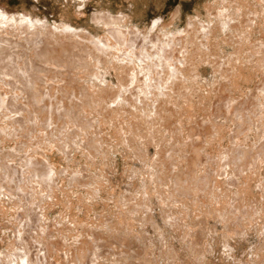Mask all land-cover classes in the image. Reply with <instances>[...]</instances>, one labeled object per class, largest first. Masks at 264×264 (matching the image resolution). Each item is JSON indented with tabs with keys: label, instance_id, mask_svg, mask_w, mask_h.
Wrapping results in <instances>:
<instances>
[{
	"label": "rangeland",
	"instance_id": "obj_1",
	"mask_svg": "<svg viewBox=\"0 0 264 264\" xmlns=\"http://www.w3.org/2000/svg\"><path fill=\"white\" fill-rule=\"evenodd\" d=\"M224 1L226 0H87V1H84L85 3L84 4L83 0H0V5H4L6 10L10 13V15H15L17 13L20 15L24 13H30L32 16L37 17L40 20H47L50 24H56V23L58 24V23H61V21H65V22L67 21V23H69L71 26L76 27V28L85 29L95 36H101L105 31L103 23L98 24L93 20V15L101 11L111 12L114 15L122 14L126 16L127 21L130 24L129 26L134 27L135 29L140 30V31H145L144 29H146L145 32L150 33L152 31L153 35H157V34L159 35L157 31L161 29V31L159 32H162L163 31L162 29H165L167 31L172 32L173 35H176L178 33L183 34L182 31L186 32L184 30H187L188 32V29L191 30L193 27H194L193 28L194 31L197 30L195 28H200L198 27L200 26L199 23L201 24L203 23L205 25H211V28L214 29L216 27V22H215L217 18L216 15L222 12L221 8H223V10L224 8L225 9L227 8L228 11H231L230 10L231 8H228V6H231V4H233L232 3L233 0L232 1L227 0V2H224ZM240 1L242 2V4L245 3V0H240ZM253 1H256V3ZM253 1L252 0L246 1V4L249 5L248 6L249 10L247 9L243 10L245 12L242 11L243 13L241 15L238 14L231 21V23L234 26H236L237 29L230 30V29L225 28L222 30L224 34H222L221 30L216 34L214 33L213 39L215 40V38L217 37L219 38V40L217 39V41H219V44H218L219 51H216V47L214 49L215 41L212 40L213 48H211L212 47L211 42L209 43V45L206 44L208 40L206 41L203 39H199L198 37L195 39L196 41L193 42V46L197 44L196 46L201 47L200 49L202 50V53L204 51V54L201 53L198 56L196 55L197 57L194 56V58H196L194 62L195 65L194 64L188 65L190 69H194L195 71V72L193 71V74H192L193 76L195 74L194 76L195 81H194V78L193 80L191 78L189 79L186 78L184 80L185 81L184 83L187 84V86H192L190 87L189 91L187 90L185 91L183 89L184 90L183 92L181 90L182 86L177 84V86L178 85L180 86V88L178 86L180 90L176 88V90L171 93L173 96L171 95L172 97H170L169 99L172 102L169 101L170 106H168V109L172 108L170 111L171 112L173 111V113H171L170 116L166 115V118L169 120L167 119L165 120L166 124H169V125H166V124L162 125V122L163 123L165 122V121H160L163 116L157 117L158 119L160 118V120H156V121H155V119H157L156 117L154 119L151 118L153 116L150 117L154 121H152L151 119L149 121V118H148L145 124L147 122H150V123H147V124H150V127H152V125L154 124L156 125L153 126V128L151 129L153 133H151L152 131L149 133L150 137L147 139V142H146L145 139L147 137L145 136V138H142L144 137L142 136V134L145 131V129L144 131L142 129L144 125L140 126L141 125L139 121L140 116L137 113L138 111L137 112L135 111L136 113L134 114L136 115L138 114L139 116V117L137 116L136 120L137 119L139 120L134 121V122L135 123L138 122L139 124L137 123V125H139L140 128L142 127L140 129L141 131L139 134L142 137L140 138V136L138 135L139 138H137L138 136H136L133 141L135 142L134 147L131 148L127 144L128 143L127 141H130V140L125 138L127 140L126 141V140H120L119 138L117 139V137L115 136L112 137V135H114L113 132L116 131L120 127L121 124L125 126L126 122L124 123V121L122 122V120L127 119L126 117L128 116L122 118V120L119 121L121 124L111 123L115 125V127H113V125L108 126V124H110L109 117H108L109 115L108 116L106 115L108 117V120H103V121H104V125H107L108 127L106 128L104 126L106 128V129L104 128L106 131L103 129L104 132L102 133L100 132L102 131L100 130V128L96 129L97 133L99 132L98 135L97 134L96 135L100 139V138H103L100 135L104 136L103 135L104 133L105 134L104 137H106V139H109L108 141L111 142L110 143L111 145L108 144L109 142L106 140L104 142H107L106 144H108L109 147L111 146V150L108 151L110 148L106 145L107 148L105 149L104 147V152L101 151V152H97L99 153L98 155L95 154L97 158L94 155L93 157V156H90V154L88 155L83 154L82 152L75 150L76 149L75 147H74L75 148L74 150L69 149L70 151H72V152H69L70 155L69 154L64 155L63 153L67 152V150L64 148L65 140H63L64 138L61 136L62 135L61 134L60 138L62 139H59V137L57 138V141L61 140V141H58L60 143L59 146H62L63 144V147L60 148V151L55 150L57 148H54L52 146V148L54 149L52 150L53 153L48 152L47 150L46 152L49 153L50 158L52 160V164L57 163L56 165L58 166L57 173H59V171L61 173L63 170L65 171V169H68V168H70V170L68 169L65 172L63 171L61 173L62 175L59 173L60 175L59 176L57 175V177H59V179H57L58 181L56 180L54 182L53 179H52L53 181L48 180L51 183H56V185H53V186H48V185H51V183L48 184L47 181L45 182L47 183V186L45 185L44 181L41 183L43 187L41 186L39 182L37 183L40 185V187L39 185H36L37 183L34 184L35 182L34 183L30 182L31 183L30 185L24 184V186L23 184L20 183L21 184L20 185L18 183L20 186L19 185L17 186V187H21L22 189L21 188L20 189L24 191L22 192L23 194H25L24 195L25 197L23 198H25V201H27L26 203L28 204L27 205L24 202H22L23 205L22 204L21 205L27 206V207L29 206L28 209L30 208V206L33 207L35 205L33 208H30L29 210L32 213V217H35V218L40 217V220H42L41 222H38L37 219H35L36 222H34L32 217L30 218L31 213L25 212V211H28V209H24L22 206H18L17 204H15V202L18 201L19 199L18 196L17 197L15 196L16 201L13 200L9 202L10 201L9 198L2 195V198L0 200V203H1V206H0V209H1L0 211V264H7V263L8 264H21L18 260L20 258V255L23 254V253L21 254L20 252L23 251L22 247H24L25 245H24V242H22L21 239L18 238V236L25 234V231L21 227H19L20 225H25L24 220H25V223L26 222L28 223V225L26 223L25 226L28 227L29 225H31V227L30 226L28 228L26 227L27 232L25 236H28L29 241L30 239L35 240L37 238L38 242L37 240L36 242L33 241L35 242V244H37V243H40L42 240L43 243L41 242L40 244H37V245H40L41 247L44 246L43 248L44 251L46 247L45 243H47L46 240H51V241L57 240L56 243L58 242L60 244L59 247L61 249L58 248L60 249L59 251L58 249H56L55 254L54 252H52L53 255H50L47 252V250L44 252L38 246V248L41 250L40 252L41 253L44 252L43 254H40V253L38 254L39 249L36 248L37 246L34 243L33 244L36 247L31 243L32 240L30 241V244H32L34 247V248H31V250L33 249L34 251V249H38V252L35 250L36 251V253L34 252L35 254L43 256L42 259H47V256H45V253L46 255L48 253L52 257L51 258L50 256H48V258H51L50 259L51 262L50 263L46 262V263H49V264L51 263L55 264L56 262L58 263V261L60 262L61 259H63L64 261V262L63 261L61 262L66 264L65 262L69 260L70 256L72 255V252L75 251L77 248H79V246L78 247L74 246L77 243L76 239L79 240L81 237H85L87 234L90 235L89 237H91V240H93L92 239L93 236H96V235L97 236L94 238V240L98 239L97 237L100 235H101L100 236L101 238H105L104 244L106 245L102 244L104 246L101 245V242L97 241L96 243L93 240V242L96 243V245L100 243L99 244L101 246L99 247L100 250L103 247L101 251L99 250V252H97L99 253L98 255H102V259L101 258L99 259L97 258V259L99 261H102L103 264H111L112 260H113V264H119L118 261L119 259L123 258V255L126 256L127 258L129 257L132 259L131 261H129L130 259L128 261L127 259H125L126 264H143L145 262L146 264L147 262L148 264H264V198H263L264 197V163H262L264 161V157H263L264 154L261 155L262 152L264 153L263 151L264 147H262L264 146V14H263L264 4H262L261 5L262 8H260L259 6H256V4H258L259 1L261 2L262 0H259V1L253 0ZM242 4L241 6H243ZM246 4H245V7L247 6ZM256 8H258L259 10L258 9L256 10ZM232 10H236V9L233 8L232 6ZM78 11H81L84 14L82 13L81 15H78L77 14ZM193 20L196 23H198L197 24L198 26H196V23H192L191 28H189L190 26L188 24L189 22H192ZM247 20H250V22ZM233 21H235L234 22L235 24L233 23ZM217 25L219 24L217 23ZM235 30H238V31H235ZM233 31L236 32V36L234 35L235 32L232 33ZM224 35L225 37L227 36L226 37L227 39L224 37ZM141 38L143 39V37ZM202 40L205 41V44H202L204 43L202 42ZM199 47H195V48H199ZM207 48L210 50H207ZM204 49H206V52ZM100 72L101 73L105 72L104 76L106 77L109 85L111 84L112 87H121V85L123 84V82L122 84H120L121 80L117 77L115 70L100 69ZM196 74L198 75L196 76ZM192 75L190 74V76ZM233 75L237 77L236 79L239 82V83L237 82V84L235 85H233L234 84L233 83L234 80H232L234 78ZM134 83L135 85L137 83H140V79L137 78L134 81ZM132 86L133 85H129L128 87L132 88ZM123 87L124 86L122 85V88ZM125 93L128 94V92H125ZM218 94L219 95L221 94L220 95L221 97ZM186 96H188L187 99H185ZM226 96L231 103H228L229 101L226 99ZM217 97L218 98L220 97L221 103H224V104L228 103V104H225L226 107H223L222 106L223 104H220V107H223L220 110L219 109L216 110L215 108L212 109V102H215V100H219L217 99ZM223 98H225L226 101L228 102H224L225 99L223 101ZM247 99H248V102H247ZM183 101L185 103L188 101H191V103L193 104V107L189 108L190 106L185 104ZM175 105L178 107L173 109ZM229 106L230 108L227 109V107ZM236 108L237 110L241 112L238 113ZM231 110L232 111L234 110L233 117L231 116L232 118H230V116L228 115V112L230 111L229 113H231ZM214 111H217L216 115L214 114L215 113ZM244 111H247L245 112L246 113L245 116L243 114ZM219 113L220 114L223 113V114L220 115ZM234 114L235 115L237 114L240 116L243 115V116L240 118L236 117L234 119L235 117ZM167 116L171 117L172 119ZM100 117L101 116H97L99 122L102 121L101 119H99ZM170 119H171V123L169 122L167 123V121H170ZM232 119L235 121H232ZM173 120L176 122V124ZM105 121H107V123H105ZM157 121L159 123H157ZM127 122L129 121L127 120ZM96 123L94 124L96 125ZM160 123H161V126H159ZM205 123H207L206 126L208 124L209 125L217 124L219 127H216L217 129L214 127L216 130H213L214 128L212 129V126L208 125V128L211 127L210 129H208L205 126ZM126 124H129V123H126ZM187 124L189 125L197 124L198 126L203 124V126L201 125L200 127L201 128L203 127V130L205 131L206 129H208L209 133L211 132L210 133L211 135H208L209 133L201 129L200 132H198L199 136L197 135L196 137L193 135L195 137V138H192L193 142L195 141L194 143H197V147H199L200 149L198 150L196 148V151L193 152L194 155H190V154L188 155L186 153L187 151L186 152L184 151L186 154L182 152L184 148L185 150H187L186 139H185L186 138L185 136L188 134V132L186 131L187 129L186 126H188ZM241 125L243 127L245 126L246 128L245 127L243 128ZM174 126L177 129L174 128ZM112 127L114 129H112ZM180 127H182L184 130L181 129ZM78 128H79L78 126L77 128L75 126L73 131L72 130L70 131V133L72 132L71 133L72 135L74 134L75 138L78 134V137L76 139L80 137L79 133L81 132V129L80 128L78 129ZM107 129L110 131H108ZM119 129H121V127ZM154 129L156 130L160 129V131L158 130L154 131ZM211 129L213 130V132L209 131ZM240 129L244 131H241ZM78 130L80 131L79 133H77ZM173 130H175L176 133ZM235 131H237L236 135H238V137L235 135ZM154 132L156 133L154 134ZM107 133L109 134V137L107 136L108 135ZM152 134L154 135L152 136ZM201 134H202L201 139L198 140ZM118 140L120 143L117 142ZM260 140L262 143L260 142ZM25 141H28V140H25ZM157 141L162 142V145L160 144V146H158ZM182 142L185 143V145H183ZM11 144L12 146L15 145V143H12V142ZM11 144L10 142H9V145L8 143L4 144L3 149L6 150L7 147L9 146L12 147ZM236 144L240 145V146L237 145V147H240L239 149L236 147ZM261 144L262 146H260ZM33 145H36V144L34 143ZM33 145H31L32 147L30 148L34 149ZM163 145L165 146V149L170 147L171 149L170 150L171 152L170 161L171 159L173 162L177 161L176 165H174V163L171 161L172 165L176 169H178L179 166L181 167L182 165L181 163H187L189 161L187 166L183 165L184 167H182V169L184 170L180 168L178 169L179 170L178 175L180 176L181 181L183 182L182 183L183 186L182 185L181 186L183 188L185 187L184 189L186 190V185H187V190L192 191L191 193L190 191L189 192L186 191L187 193L185 192L184 193L187 195H183L184 193L181 194L180 191L183 192V188L181 187L182 189L180 190V186L178 188L176 186H173V185H177V183H175L176 181L172 180V178H168L169 180L166 179L167 182H170L169 184L165 180H161L163 179L164 176L159 180L158 178L156 179V176L154 175L156 173L153 170H156V169L160 170L163 168V171L160 170L161 172H159V174L164 173L165 171L164 165L162 161H160L161 157L159 156V154H157L158 150L161 149L159 147ZM115 146H117V148H115ZM164 146L162 147L163 149H164ZM181 146H185V147L183 148ZM235 147L238 150L244 148L243 151L240 150L243 153H244V150L246 149L245 154L242 153L243 156H241L239 154V151H236L237 149H235ZM63 148L65 150H63ZM180 148L181 149L183 148V149L181 150ZM227 148L228 150H225ZM232 148L235 150L233 151ZM22 149L23 148H21V150H19V152L17 153L18 156L21 154L24 155V156L21 155L22 158L20 156L19 158H16L18 157L16 155V157L15 156L13 157L14 159L13 158H11L12 160L10 159V162L12 161L11 162L12 164L15 163L13 164V166L21 165L20 163H23V162L22 160H19V159H23L26 156L28 157V156L33 155L34 157L33 156L32 157L35 158V160H37L38 157L42 158V156H40L41 155L40 152H39L40 155L39 154L37 155L36 154L37 152L35 153V151L33 152L31 149L29 150V147L27 146L25 147L26 150H22ZM61 149L64 152L61 151ZM179 149L181 151H178ZM259 149H262V150L260 151ZM231 150L233 152L235 151L238 152L237 154H239V156L241 157L238 159L239 162H240V159L243 160L244 162L241 161L239 164V162L237 161L236 163L235 159H237L239 156L236 154L237 158H235L236 155L235 153H233L234 154V158H233L232 156L233 154H231L232 152ZM29 152L30 154L27 155V153ZM31 152L35 154H31ZM102 152L104 154H102ZM140 152L142 153L139 155ZM195 154H198L199 157H201L202 159L197 158ZM259 154L262 156L261 159H259L260 158ZM218 155H220L221 157ZM245 155H248L251 159ZM86 156H89L91 158L89 157L87 158ZM105 156H106V159H105ZM158 156L160 160L159 158H157ZM187 156H190L191 158L193 156V158L196 157L197 159H199L198 160L199 163L197 166L195 163L193 171H192V168H193L192 166L194 165L193 164L194 161L192 160H194L195 158L190 159L189 157L188 159ZM101 157H103V159ZM184 157H187V158H184ZM228 157L231 158L232 161L228 159ZM68 158L70 160L67 161ZM197 159L195 160L197 161ZM252 159H255V160H252ZM184 160L187 162H185ZM259 160H262V161L260 162ZM93 161H96V162L93 163ZM158 161H160L161 163H159ZM233 161L235 162V164ZM253 161L256 163V165L254 166L253 164L255 163ZM10 162L9 164H11ZM178 162L180 163V165ZM245 163L248 166L245 167ZM87 164H89L90 167ZM237 164L241 167H239ZM154 165L156 168L154 167ZM188 165L190 166V168L191 167L192 168L190 169ZM22 166H24V164H22ZM235 166L239 168L237 167L235 168ZM199 168H201L202 170L201 169L199 170ZM187 170H189V172ZM231 170H233V172ZM13 173L14 172H12V174ZM70 174L78 175V176L80 175L79 178L81 180L79 181L77 180V182H75L76 180L73 181L75 177L71 175L73 178L71 179V181H69L71 178ZM226 176H228V179L226 178ZM233 176L236 179H234ZM198 180H200V182ZM211 182L212 183L215 182L216 184L215 183L212 184ZM185 183L187 184L184 185ZM201 183L202 185L199 186ZM32 186L34 187V189L31 188ZM97 186L99 188H96ZM24 187L25 189H23ZM173 188L176 192L174 193L175 195L177 194L176 189L180 190L179 191L180 193H178L180 195L177 194L178 197L176 196V198L174 197V194L172 195L173 192L171 190H173ZM36 189H39V190H36ZM32 190L34 191L36 190V191L33 193ZM239 192H240V195L238 194ZM26 194L27 196L31 194L29 198H27V200H26V197H27ZM39 194H41V196ZM36 195L40 196L43 200L39 197H38L39 199H36V201L33 200V198L35 199V197H37ZM182 195L185 197H183ZM30 197L31 198L33 197V198L31 199ZM244 198H245L244 201L246 203L243 201ZM7 200L9 203L7 202V205H5L6 204L5 201ZM29 200L31 203L32 201H34L35 204L29 205L30 203ZM39 201L42 203H40ZM36 202L38 206H36L37 205ZM228 202H230L231 204ZM252 203H254V205ZM39 205L40 206L43 205L42 206L43 208L41 209ZM235 206H237L236 209L234 208ZM20 207H22V209ZM35 207L36 208L39 207V208L36 209ZM2 209L4 211H2ZM38 209H41L42 211L40 210V213H39ZM233 209L234 211H236L235 214L237 216L234 214ZM18 212H20V214ZM24 212L29 216L31 221L33 220L32 222L29 221V218L26 219V217L28 216ZM35 213H39L40 215L35 214ZM19 216L21 217V219ZM41 216L45 219H43ZM22 218H23V223H20L22 222ZM18 222L20 223V225ZM37 222L39 223V226ZM117 222H118V226L120 225L119 223H121L119 228L117 226ZM35 223L36 225L33 226V224ZM110 224L112 227L109 226ZM242 224L244 225V227ZM40 226H42L43 228ZM187 227H190V228H187ZM39 232L41 233L39 234ZM43 232L44 233L46 232V233L44 234ZM32 233L33 235H36V236L34 237ZM39 235H40V238H39ZM49 235L53 238H51ZM114 235L118 238H116ZM127 235L129 237L132 235L131 236L132 238L131 237L129 238ZM29 236L31 238H29ZM43 239L46 241L45 243ZM74 240L76 241V243H74L75 242ZM129 240H131L130 243L128 242ZM59 241H61L62 243ZM115 242L117 243L116 245L118 246L115 245ZM41 244H45V245H41ZM11 245L13 247H11ZM32 245H30V247H32ZM191 245H197V246H191ZM70 246H72V248ZM73 247H76V248H73ZM70 248L74 250L72 251ZM122 248L123 250L126 249V251L128 249V251H131V252H128V251L126 252L125 250L124 252ZM94 249H93V252L98 251L97 248H94ZM105 249H107L106 250L107 252L105 251ZM68 250L71 253V255L69 254ZM147 250L149 252H147ZM8 251L11 252V254H9ZM65 251L67 254H69V258L64 259L65 256H68L67 254L64 255V253H62ZM114 251L117 252L116 254L120 252L119 253L120 255L118 254L119 256H121V254L124 253L121 256L122 258L119 257L118 255L116 257ZM16 253L18 254V256ZM136 255L137 256L140 255V256L137 257ZM60 256L63 258L60 259ZM10 257L12 260L9 259ZM103 257H105L106 259H104ZM112 257L113 258L116 257L117 259L114 260ZM194 257L195 258L197 257V259H195ZM201 257L203 258L201 259ZM72 258H73V255L70 259ZM84 258H82L81 260L82 262H85L84 264H88V262L89 264H96V262H98L97 260H95L92 263L90 260L91 257L90 258L84 257ZM136 258H138V260ZM102 262H99V264H101ZM123 262L125 263V261ZM123 262H121L120 264H123Z\"/></svg>",
	"mask_w": 264,
	"mask_h": 264
},
{
	"label": "bare ground",
	"instance_id": "obj_2",
	"mask_svg": "<svg viewBox=\"0 0 264 264\" xmlns=\"http://www.w3.org/2000/svg\"><path fill=\"white\" fill-rule=\"evenodd\" d=\"M84 1L87 0H83ZM229 1V0H228ZM232 1V0H231ZM230 1V2H231ZM245 3L242 4V2L240 0H233V4H231V6H228V8H231V11H228V9L221 8L222 12H220L215 20L216 22V27L214 29L211 28V25H205V24H201L199 23L200 26H198L194 20V22H189V28H191L192 23H196V26L200 27V28H195L197 30L194 31V27L190 30H184L186 32L182 33L184 34H176L173 35L172 32L167 31L165 29H162V32L158 30L157 33H159V35H153V32L150 34L148 32H145L146 29H144L145 31H140L135 29L134 27H130L129 22L127 21V17L124 15H114L111 12H105V11H101V12H97L93 15V20L98 23V24H102L104 25V33L101 36H95L92 35L89 31L82 29V28H76L71 26L69 23H67V21H61V23H56V24H50L47 20H40L37 17L32 16L30 13H24V14H15V15H10V13L6 10L4 5H0V170L1 174L0 175V200L3 196H6L9 198V202L15 200L18 196V201H14L15 204H17L18 206H22L24 202L25 204H27L25 201V197L22 192H24L23 190H21V187H17L20 183L23 184H31L30 182H35L34 184H36L37 182H39L40 184L44 181V183L47 181L48 184H50L52 179L54 180V182L59 179V177H57V175L59 176L61 173L58 170V166L57 163L52 164V160L50 158V155L48 152H52V150H54L52 148V146L54 148H57L55 150L60 151V148L63 147L59 146L60 143L57 141V138L59 137V139L61 136L64 138L63 140H65L64 142V148L67 150V152L63 153L64 155H70L69 152H72L70 150H78L80 152H82L83 154H90V156H95L97 158L96 155H98L99 153L97 152H104V147L105 149L107 148L106 145L108 146V144H110L111 142H109V139H106L105 134L103 133L104 136L100 135L103 138H98L97 135V130L98 128H100L101 133L104 132L103 129L108 126H112L113 124H121L119 121L122 120V118L126 117L127 119H123L122 122L124 121V123H129L126 124L125 126H123L122 124L120 125L121 129H118L116 131H114V135L115 137H117V139L119 138L120 140H130L127 141L128 145L133 148L135 142L134 139L136 136H138L140 134V126L144 125V127L142 128L144 133L142 134V136H140V138H145V136L147 137L145 140L147 142V139L150 137L149 133L152 131L151 129L153 128V126H155L156 124L152 125V127H150V122H147L145 124V122L147 121V119L149 118V121L151 118H157V117H162V119L160 120V118L155 119L156 120H160V121H165L166 115H169L171 113H173V111L171 112L170 110L172 109H168V106H170V102L171 101L169 98L172 97L173 95L171 94L173 91L180 88L181 90L184 92V90L189 91L190 87L192 86H187V84H185L184 80L187 78H191L195 81V74L194 76L193 71L194 69H190L188 65H195V59L194 56H198L202 53V50L200 49L201 47L194 45L193 46V42H195L196 38L198 37L199 39H203V40H208L206 44L209 45V43L213 41H215V45H214V49L216 47V51H219V41H217V39L219 40V38H215V40L213 39L214 37V33H218L220 30L222 31L223 29H230V30H234L237 29L236 26H234L231 21L238 15V14H242L243 10H249L248 6ZM253 1V0H252ZM259 1V0H258ZM257 1V2H258ZM224 2H227L224 1ZM250 2V1H249ZM256 3V1H253ZM264 0H262L261 2L259 1L258 4H256V6H259L260 8L263 3ZM243 6H241V4ZM251 3V2H250ZM85 4V3H84ZM245 4L247 5L245 7ZM230 5V3H229ZM236 5V6H235ZM232 6L233 8H235L236 10H232ZM227 7V5H226ZM258 7V8H259ZM256 8V10L258 9ZM251 10V9H250ZM259 10V9H258ZM243 11V12H242ZM239 12V13H238ZM251 12V11H250ZM83 12L78 11L77 14L81 15ZM237 13V14H235ZM84 14V13H83ZM264 14V13H263ZM177 15V14H176ZM244 15V14H243ZM257 16V15H256ZM250 17V16H249ZM252 17V16H251ZM255 17V16H253ZM241 19V18H240ZM254 20V19H253ZM211 21V20H210ZM237 21V20H236ZM244 21V20H243ZM250 22V20H247ZM235 21H233L234 23ZM253 22V21H252ZM211 23V22H210ZM217 23L219 25H217ZM240 23V22H239ZM238 23V24H239ZM159 24V23H158ZM213 24V23H212ZM235 24V23H234ZM194 26V25H193ZM195 26V27H196ZM215 26V25H214ZM240 26V25H239ZM155 27V26H154ZM156 28V27H155ZM154 30V29H153ZM156 30V29H155ZM229 30V31H230ZM238 31V30H235ZM235 31H233L232 33H234ZM221 33V32H220ZM219 33V35H220ZM226 33V32H225ZM161 34V35H160ZM211 34V35H210ZM222 34L223 31H222ZM231 35V34H230ZM236 36V32L234 34ZM223 36V35H222ZM221 36V37H222ZM232 36V35H231ZM143 37V39L141 38ZM220 37V36H219ZM225 37V35H224ZM227 37V36H226ZM225 37V38H226ZM229 37V36H228ZM223 38V37H222ZM233 38V37H232ZM197 39V40H199ZM227 39V38H226ZM225 39V40H226ZM205 44V41H203ZM213 40V41H212ZM223 40V39H222ZM229 41V40H228ZM201 42V41H200ZM224 42V41H223ZM226 42V41H225ZM230 42V41H229ZM233 42V41H232ZM238 42V41H237ZM199 43V42H198ZM217 43V44H216ZM227 43V42H226ZM195 44V43H194ZM262 44V43H261ZM195 47H199V48H195ZM211 47V46H210ZM209 47V48H210ZM262 47V45H261ZM213 48V44L212 47ZM260 48V47H259ZM213 49V50H214ZM206 52V49H204ZM207 50H210L207 48ZM257 50V49H256ZM260 50V49H259ZM212 51V50H211ZM255 51V50H254ZM214 52V51H213ZM258 52V51H257ZM204 54V51L203 53ZM216 54V52H215ZM254 54V53H253ZM255 55V54H254ZM259 55V53H258ZM196 56V57H197ZM254 58V57H253ZM263 58V57H262ZM261 58V59H262ZM252 60V59H251ZM258 63V61H257ZM263 63V62H262ZM194 67V66H193ZM196 67V66H195ZM100 69H112L115 70L117 77L121 80L120 84H122L123 82V88L122 85L121 87H112V85L108 83L106 77L104 76V73L100 72ZM195 72V71H194ZM190 74L192 76H190ZM198 74H196L197 76ZM234 77V78H233ZM233 85L237 84L238 80L236 79L237 77L233 75ZM140 79V83H137L135 85L134 81L136 79ZM142 80V81H141ZM229 81V80H228ZM225 83V82H224ZM239 83V82H238ZM177 84H179V88L177 86ZM129 85H133L132 88H129ZM194 86V85H193ZM222 86V85H221ZM127 87V88H125ZM235 87V86H234ZM129 88V89H128ZM184 89V90H183ZM195 89V88H194ZM180 90V89H179ZM125 92H128L125 93ZM221 93V91H220ZM260 93V92H259ZM172 95V96H171ZM186 95V94H185ZM219 95V94H218ZM221 95V94H220ZM219 95V96H220ZM215 97V96H214ZM221 97V96H220ZM220 97L217 99L219 100H215V102H212V109H221L223 107H226L225 104L231 103L227 96L226 99L229 101H226L225 98H223V101L225 99L224 102H228V103H221V99ZM260 97V96H259ZM182 98V97H181ZM188 96L185 97V99H187ZM207 98V97H206ZM213 98V97H211ZM230 98V97H229ZM184 99V100H185ZM249 99V98H248ZM247 99V102H248ZM232 100V98H231ZM261 100V99H260ZM237 101V100H236ZM251 101V100H250ZM172 102V101H171ZM184 102V101H183ZM178 103V102H177ZM185 103V102H184ZM256 103V102H255ZM173 104V103H172ZM171 104V105H172ZM185 104H187L188 106H190L189 108L193 107V104L191 103V101L186 102ZM220 104H223V107H220ZM177 105V104H176ZM174 106V108H177L178 106ZM241 105V103H240ZM254 105V104H253ZM259 105V104H258ZM263 105V104H262ZM248 106V105H247ZM246 106V107H247ZM182 107V106H181ZM220 107V108H219ZM256 107V106H255ZM229 107H227V109H229ZM218 110V112H219ZM235 110V109H234ZM233 110V111H234ZM237 110V108H236ZM241 110V109H240ZM139 114H134L136 112ZM233 111L231 110V113L228 112V115L230 116V118L233 117ZM238 113H240L241 111L237 110ZM215 115L217 114V111H214ZM224 112V111H223ZM245 112L244 111V116H245ZM176 113V112H174ZM237 113V114H238ZM220 114V113H219ZM218 114V115H219ZM223 114V113H222ZM220 114V115H222ZM235 115L234 114V119L236 117H242L243 115ZM248 114V113H247ZM104 115V116H103ZM109 117V122L110 124L104 125V121L103 120H108ZM136 115V117H135ZM97 116H101L99 119H101L102 121L101 124L97 118ZM123 116V117H122ZM137 116L139 117V120L141 125H137V123H135L134 121H137L136 118ZM153 116V117H151ZM167 116V117H169ZM172 116V115H171ZM224 116V115H223ZM232 116V117H231ZM255 116V115H254ZM106 117V118H104ZM151 117V118H150ZM217 117V116H216ZM220 117V116H218ZM227 117V116H226ZM247 117V116H246ZM249 117V116H248ZM103 118V119H102ZM171 118V117H169ZM229 118V117H228ZM97 119V120H96ZM172 119V118H171ZM171 119L170 121H167V123H171ZM176 119V118H175ZM174 119V120H175ZM26 120V121H25ZM28 120V122H27ZM117 120V121H116ZM126 120V121H125ZM127 120L129 122H127ZM152 120V119H151ZM169 120V119H167ZM173 120V121H174ZM247 120V119H246ZM94 121H98L97 123ZM132 121V122H130ZM154 121V120H152ZM177 121V120H176ZM213 121V120H211ZM210 121V122H211ZM232 121H235L232 119ZM27 122V123H26ZM108 122V123H109ZM175 122V121H174ZM173 122V123H174ZM196 122V121H195ZM194 122V123H195ZM248 122V121H246ZM250 122V121H249ZM96 123V125L94 124ZM105 123H107V121H105ZM113 123V124H111ZM157 123H159L157 121ZM192 123V122H191ZM197 123V122H196ZM203 123V122H202ZM212 123V122H211ZM216 123V122H215ZM230 123V122H229ZM139 124V123H138ZM166 124V121L163 123L162 125ZM176 124V122H175ZM200 124V123H199ZM207 123H205L206 126ZM159 125V124H158ZM169 125V124H166ZM179 125V124H178ZM186 131V135L185 139H186V148L187 150H185V146H181L183 147V153L184 154H190V155H194L193 152L196 151V148L198 150L199 147H197V143L193 142L192 138H195L194 136L197 137V135L199 134L198 132H200V130H203V127L201 128V125H189ZM209 125V124H208ZM208 125L206 126L208 128ZM214 125V124H213ZM212 124L209 126H212V129L215 127H219L217 124L213 126ZM240 125V123H239ZM249 125V124H248ZM77 126L81 129V132L78 130L77 133H79V138L76 139L78 137V134L76 136V138L74 137V134L72 135L70 133V131L74 129V127ZM105 126V127H104ZM118 126V125H116ZM123 126V127H122ZM149 126V127H148ZM161 126V123L160 125ZM172 126V125H171ZM242 126V125H241ZM113 127H115V125H113ZM112 127V129H114ZM139 127V128H138ZM238 127V126H237ZM243 127V126H242ZM245 127V126H244ZM243 127V128H244ZM27 128V129H26ZM78 128V129H79ZM105 128V129H106ZM155 128V127H154ZM174 128H176L174 126ZM181 129H183L182 127H180ZM211 128V127H210ZM208 128V129H210ZM213 130H216V129ZM241 128V127H240ZM246 128V127H245ZM26 129V130H24ZM104 129V130H105ZM177 129V128H176ZM180 129V130H181ZM205 129V128H204ZM208 129L203 130L207 133ZM209 130L212 131L213 130ZM220 129V128H219ZM108 130V129H107ZM138 130V131H137ZM158 130V129H157ZM156 129H154V131H157ZM163 130V129H162ZM184 130V129H183ZM239 130V129H238ZM241 130V129H240ZM75 131V130H74ZM106 131V130H105ZM110 131V130H108ZM142 131V132H143ZM160 131V129L158 130ZM175 131V130H173ZM172 131V132H173ZM221 131V130H220ZM244 131V130H241ZM235 131V135H236ZM247 132V131H246ZM76 133V132H75ZM146 133V134H145ZM153 133V131L151 132ZM156 132H154L155 134ZM161 133V132H160ZM176 133V131H175ZM174 133V134H175ZM203 133V132H202ZM211 133V132H210ZM208 135H211V134ZM218 133V132H216ZM215 133V134H216ZM220 133V132H219ZM234 133V132H233ZM240 133V132H239ZM238 133V134H239ZM62 134V135H61ZM97 134V135H96ZM108 134V133H107ZM152 134V136L154 135ZM163 134V132H162ZM167 134V133H166ZM170 134V133H169ZM61 135V136H60ZM111 135V134H110ZM183 135V136H184ZM189 135V136H188ZM194 135V136H193ZM206 135V134H205ZM220 135V134H219ZM109 137V134L107 135ZM139 136L137 138H139ZM188 136V137H187ZM199 136V135H198ZM202 134L200 135V138L198 140L201 139ZM207 136V135H206ZM238 137V135H236ZM158 137V135H157ZM165 137V136H163ZM111 138V137H110ZM126 138V139H125ZM136 138V140H137ZM184 138V137H183ZM182 138V139H183ZM240 138V136H239ZM263 138V137H262ZM261 138V139H262ZM28 141H25V140ZM209 139V138H208ZM108 141L109 143L106 144L107 142L104 141ZM135 140V141H136ZM204 140V139H203ZM25 141V142H24ZM111 141V140H110ZM165 141V140H164ZM184 141V140H183ZM238 141V140H236ZM263 141V140H262ZM9 142L11 144L15 143V145L11 146L12 147H7V149H3L4 148V144L9 145ZM28 142V143H27ZM63 142V141H62ZM119 142V140L117 141ZM145 142V143H146ZM149 142V141H148ZM157 141V145L160 146V144L162 145V142ZM185 142V141H184ZM261 142V140H260ZM36 145H33V144ZM59 143V144H58ZM120 143V142H119ZM237 143V142H236ZM262 143V142H261ZM147 144V143H146ZM183 145H185V143L182 142ZM241 144V143H240ZM31 145H33L32 149L30 147H32ZM111 145V144H110ZM114 145V144H113ZM112 145V146H113ZM117 145V144H116ZM239 144H236V147ZM29 147V150L31 149L33 152L35 151V153L38 155H41L42 158L38 157L37 160H35V158H33L32 156H26L23 159H19L22 160L23 163H20L21 167L19 166H13V164L15 163H11L10 159L13 158L14 156L16 157V155L18 156V152L19 150H21V148H23L22 150H26L25 147ZM38 146V147H37ZM164 146V145H163ZM163 146L159 147L161 148L160 150H158L157 154H159V156L161 157V160L159 158V156L157 158H159L160 161H162L165 171L164 173H160V170L163 171V168L160 170H153L156 174H154L156 176V179L158 178L161 179L163 176V179L161 180H165L167 182L166 179L168 178H172V180L176 181L175 183H177V185H172L176 186L177 188L180 186V190L183 188V182L181 181L180 176L178 175L179 173V168L182 169V167H184L183 165L188 164L187 163H181V167L179 166V168L176 169L173 165H172V159L170 161L171 158V152H170V147L165 149L162 148ZM199 146V145H198ZM235 146V145H234ZM240 146V145H239ZM245 146V145H244ZM262 146V144L260 145ZM20 147V149H19ZM75 147V148H74ZM109 147V146H108ZM168 147V146H167ZM180 147V146H179ZM231 147V145H230ZM235 149H239L240 147H237ZM264 147V146H262ZM9 148V149H8ZM63 148V150H65ZM110 149L108 151L111 150V146L109 147ZM115 148H117V146H115ZM234 148V147H233ZM232 148V149H233ZM258 148V147H257ZM70 149V150H69ZM113 149V148H112ZM178 149V148H177ZM181 149V148H180ZM178 151H181V150ZM233 149V151L235 150ZM236 150L239 151V154L241 156H243V154H245L246 149L244 150V153L241 152L240 150L243 151V149L240 150ZM255 149V148H253ZM46 150L48 152H46ZM61 149V151H63ZM225 150H228L225 149ZM260 151L262 149H259ZM28 151V150H27ZM186 153H185V152ZM232 151V150H231ZM229 151V152H231ZM231 152V154L235 153V155L238 152ZM249 151V150H248ZM259 151V153H260ZM264 151V149H263ZM40 152V153H39ZM64 152V151H63ZM102 152V154H104ZM106 152V151H105ZM139 152V151H138ZM144 152V151H143ZM170 152V153H169ZM258 152V151H257ZM21 153V151H20ZM32 153L31 154H35ZM53 153V152H52ZM61 153V152H60ZM67 153V154H66ZM110 153V152H109ZM108 153V154H109ZM142 152L139 153V155ZM169 153V154H168ZM174 153V152H173ZM172 153V154H173ZM197 153V152H196ZM243 153V154H242ZM248 153V152H247ZM251 153V152H250ZM249 153V154H250ZM30 154L27 153V155ZM43 154V155H42ZM51 154V153H50ZM96 154V155H95ZM101 154V153H100ZM230 154V153H229ZM239 154H237L239 156ZM264 153L262 152L261 155H263ZM22 155V154H21ZM21 155H19L21 157ZM72 155V154H71ZM106 155V153H105ZM175 155V154H174ZM198 154H195V156L197 158H201L199 157ZM201 155V154H200ZM237 155L235 158H237ZM251 155V154H250ZM260 155V154H259ZM260 158L261 159V156ZM16 157V158H19ZM24 156V155H22ZM93 156V157H94ZM108 156V155H107ZM145 156V154H144ZM186 156V155H185ZM204 156V155H203ZM202 156V157H203ZM220 156V155H218ZM231 156V155H230ZM234 158V154L232 155ZM248 156V155H245ZM244 156V158H245ZM65 157V156H64ZM69 157V156H68ZM87 158L89 156H86ZM100 157V156H99ZM104 157V156H103ZM103 157H101L103 159ZM188 159L190 156H187ZM184 157V158H187ZM196 157H194L195 159H197ZM221 157V156H220ZM225 157V156H224ZM249 157V156H248ZM254 157V156H253ZM252 157V158H253ZM258 157V156H257ZM264 157V156H263ZM22 158V157H21ZM67 158V157H66ZM71 158V157H70ZM91 158V157H89ZM100 158V159H101ZM143 158V157H142ZM179 158V157H178ZM193 158V156H192ZM190 157V159H192ZM193 158V159H194ZM204 158V157H203ZM232 158V159H233ZM241 158L240 156L235 159L236 163L238 161V159ZM243 158V159H244ZM250 158V157H249ZM14 159V158H13ZM49 159V160H48ZM93 159V158H92ZM106 159V156H105ZM187 159V160H188ZM192 160L194 161V165L191 167L192 171L194 169L195 163L196 166L199 163V159L196 160ZM202 159V158H201ZM200 159V160H201ZM215 159V158H214ZM218 159V158H216ZM228 159L231 160V158L228 157ZM251 159V158H250ZM12 160V159H11ZM70 160L69 158L67 159V161ZM95 160V158H94ZM226 160V159H225ZM229 160V161H230ZM246 160V158H245ZM248 160V159H247ZM255 160V159H252ZM251 160V161H252ZM257 160V159H256ZM90 161V160H88ZM144 161V160H143ZM160 161H158L159 163H161ZM175 161V160H174ZM180 161V160H179ZM202 161V160H201ZM205 161V160H204ZM203 161V162H204ZM214 161V160H213ZM232 161V160H231ZM230 161V162H231ZM244 162L243 160L240 159V162ZM249 161V160H248ZM260 162L262 160H259ZM9 162L11 164H9ZM14 162V161H13ZM96 161H93V163ZM106 162V161H105ZM156 162V161H155ZM157 162V163H158ZM177 162V161H176ZM173 162L174 165H176L177 163ZM182 162V160H181ZM202 162V164H203ZM208 162V161H207ZM219 162V161H217ZM234 162V161H233ZM239 162V161H238ZM239 162V164H240ZM254 162V161H253ZM257 162V161H256ZM158 163V164H159ZM216 163V162H215ZM221 163V162H220ZM224 163V162H223ZM247 163V162H246ZM245 163V167L248 166ZM255 163V162H254ZM264 163V161L262 162ZM22 164H24V166H22ZM102 164V163H101ZM190 164V163H189ZM201 164V163H200ZM208 164V163H207ZM211 164V163H210ZM209 164V165H210ZM214 164V163H213ZM217 164V163H216ZM233 164V163H231ZM235 164V162H234ZM259 164V163H258ZM89 166V164H87ZM162 165V166H163ZM219 165V164H218ZM230 165V164H229ZM238 165V164H237ZM242 165V164H241ZM256 165L253 164V166ZM161 166V165H160ZM185 166V167H186ZM189 166V165H188ZM204 166V165H203ZM202 166V167H203ZM222 166V165H221ZM226 166V165H225ZM239 166V165H238ZM243 166V165H242ZM262 166V165H261ZM90 167V166H89ZM88 167V168H89ZM155 167V165H154ZM200 167V165H199ZM201 167V168H202ZM206 167V166H205ZM212 167V166H211ZM228 167V166H227ZM233 167V166H232ZM237 166H235L236 168ZM241 167V166H239ZM237 167V168H239ZM13 168V169H12ZM93 168V167H92ZM156 168V167H155ZM190 168V166H189ZM190 168V169H191ZM199 168V170L201 169ZM221 168V167H220ZM244 168V167H243ZM242 168V169H243ZM63 169V168H62ZM65 169V168H64ZM70 170V168H68ZM68 169H65V171H67ZM189 169V170H190ZM227 169V168H225ZM253 169V167H252ZM13 170V171H12ZM73 170V169H72ZM178 170V171H177ZM184 170V169H182ZM186 170V169H185ZM189 170H187L189 172ZM202 170V169H201ZM212 170V169H211ZM220 170V169H218ZM223 170V169H222ZM64 171V172H65ZM191 171V170H190ZM204 171V170H203ZM216 171V170H215ZM214 171V172H215ZM233 172V170H231ZM12 172H14L12 174ZM78 172V171H77ZM181 172V170H180ZM186 172V171H185ZM195 172V170H194ZM244 172V171H243ZM67 173V172H66ZM187 173V172H186ZM209 173V172H208ZM218 173V172H217ZM220 173V172H219ZM225 173V172H224ZM223 173V174H224ZM18 174V175H17ZM75 174V173H74ZM79 174V173H78ZM101 174V173H100ZM184 174V173H183ZM202 174V173H201ZM62 175V174H61ZM65 175V173H64ZM70 174V180L73 178ZM83 175V174H82ZM192 175V174H191ZM210 175V174H209ZM208 175V176H209ZM244 175V174H243ZM75 178L73 179V181L77 182V180H81L79 177L80 175H73ZM102 176V175H101ZM202 176V175H201ZM239 176V175H238ZM242 176V175H241ZM69 177V176H68ZM184 177V176H183ZM188 177V175H187ZM67 178V177H66ZM211 178V177H210ZM226 178L228 179V176H226ZM234 178V176H233ZM239 178V177H237ZM193 179V177H192ZM197 179V178H196ZM204 179V178H203ZM207 179V178H205ZM213 179V178H212ZM216 179V178H215ZM214 179V180H215ZM230 179V177H229ZM236 179V178H234ZM49 180V181H48ZM52 180V181H53ZM160 180V181H161ZM169 180V179H168ZM170 180V181H172ZM201 180V179H200ZM200 180H198L200 182ZM27 181V182H26ZM58 181V180H57ZM72 181V182H73ZM101 181V180H100ZM103 181V180H102ZM173 181V182H174ZM217 181V180H216ZM234 181V180H233ZM246 181V180H245ZM23 182V183H22ZM25 182V183H24ZM29 182V183H28ZM99 182V181H98ZM187 182V181H186ZM203 182V180H202ZM227 182V181H226ZM19 183V184H18ZM74 183V182H73ZM80 183V182H78ZM82 183V182H81ZM159 183V182H158ZM165 183V182H164ZM168 184L170 182H167ZM195 183V182H194ZM205 183V182H204ZM212 183V182H211ZM215 183V182H213ZM212 183V184H213ZM224 183V182H223ZM228 183V182H227ZM232 183V182H231ZM20 184V185H21ZM33 184V185H34ZM76 184V183H75ZM144 184V183H143ZM163 184V182H162ZM187 183H185L184 185H186ZM193 184V183H191ZM208 184V183H207ZM216 184V183H215ZM19 185V186H20ZM36 185H39L38 183ZM35 185V186H36ZM44 185V184H43ZM45 185L47 186V183H45ZM44 185V186H45ZM56 185V183H51V185L48 186H53ZM85 185V184H84ZM83 185V186H84ZM101 185V184H100ZM182 185V186H181ZM197 185V184H196ZM199 185V184H198ZM202 183L199 185L201 186ZM210 185V184H209ZM230 185V184H229ZM22 186V187H23ZM42 186V184H41ZM45 186V187H46ZM99 186V185H98ZM96 188H99V187ZM103 186V185H102ZM164 186V185H163ZM171 186V185H170ZM172 186V187H173ZM190 186V185H188ZM195 186V185H194ZM212 186V185H211ZM26 187V186H25ZM25 187L23 189H25ZM40 187V185H39ZM43 187V186H42ZM79 187V186H78ZM167 187V186H166ZM169 187V186H168ZM171 187V189H172ZM182 187V188H181ZM21 188V189H20ZM31 188L34 189V187L32 186ZM36 188V187H35ZM38 188V187H37ZM55 188V187H54ZM185 188V187H184ZM183 188V192L180 191L179 189H176L177 194L181 192L182 193H187L190 190H187V185H186V190ZM238 188V187H237ZM27 189V188H26ZM44 189V188H43ZM50 189V188H49ZM67 189V188H66ZM192 189V187H191ZM198 189V188H197ZM207 189V188H206ZM39 190V189H36ZM35 190V191H36ZM73 190V189H72ZM89 190V189H88ZM96 190V189H95ZM144 190V189H143ZM174 190V188H173ZM171 190L173 193H176L175 190L173 191ZM21 191V192H20ZM30 191V190H29ZM34 190H32V192H35ZM90 191V190H89ZM170 191V192H171ZM180 191V192H179ZM187 191V192H186ZM200 191V190H198ZM202 191V190H201ZM208 191V190H207ZM214 191V190H213ZM240 191V190H239ZM27 192V191H26ZM25 192V193H26ZM39 192V191H37ZM53 192V191H52ZM192 191H190L191 193ZM32 193V194H33ZM44 193V192H43ZM96 193V192H95ZM183 194V195H187V194ZM198 193V192H197ZM196 193V194H197ZM37 194V193H36ZM45 194V193H44ZM174 194V197L176 198V196L178 197V195ZM189 194V193H188ZM240 195V192L238 193ZM31 195V194H30ZM27 196L26 194V200L27 198H29V196ZM35 195V194H34ZM41 196V194H39ZM43 195V194H42ZM66 195V194H65ZM86 195V194H85ZM92 195V194H91ZM98 195V194H97ZM182 195V196H183ZM192 195V194H191ZM215 195V194H214ZM233 195V194H232ZM37 197H35V199L33 198V200L36 201V199L41 198L40 196L36 195ZM67 196V195H66ZM88 196V195H87ZM189 196V195H188ZM234 196V195H233ZM39 197V198H38ZM68 197V196H67ZM172 197V196H171ZM185 197V196H183ZM31 198V197H30ZM31 198V199H32ZM44 198V197H43ZM174 198V199H175ZM235 198V197H234ZM264 198V197H263ZM42 199V198H41ZM215 199V198H214ZM4 200V198H3ZM43 200V199H42ZM232 200V199H230ZM239 200V199H238ZM245 200V198L243 199V201ZM32 201V200H31ZM173 201V200H172ZM234 201V200H233ZM242 201V200H241ZM242 201V202H243ZM4 202V201H3ZM7 205V201H5ZM8 202V203H9ZM13 202V203H14ZM30 202V200H29ZM38 202V200H37ZM36 202V204H37ZM40 202V201H39ZM147 202V201H146ZM145 202V203H146ZM205 202V201H204ZM203 202V203H204ZM217 202V201H216ZM232 202V201H231ZM236 202V201H235ZM245 202V201H244ZM42 203V202H40ZM39 203V204H40ZM213 203V202H212ZM230 203V202H228ZM227 203V204H228ZM238 203V202H237ZM246 203V202H245ZM20 204V205H19ZM22 204V205H21ZM31 204H35L34 201H32V203L30 202L29 205ZM205 204V203H204ZM203 204V205H204ZM211 204V202H210ZM231 204V203H230ZM254 205V203H252ZM251 204V205H252ZM3 205V206H5ZM9 205V204H8ZM28 205V204H27ZM209 205V204H208ZM207 205V206H208ZM217 205V204H215ZM236 205V203H235ZM1 206V203H0ZM35 206V205H34ZM33 206V207H34ZM38 206V204L36 205ZM40 206V205H39ZM43 206V205H42ZM40 206V208L42 209L43 207ZM226 206V205H225ZM228 206V205H227ZM233 206V205H232ZM256 206V205H255ZM8 207V206H7ZM15 207V206H14ZM24 209H28L27 206H22ZM22 207H20L22 209ZM27 207V208H26ZM30 206V208H33ZM237 206H235L234 208L236 209ZM263 207V206H262ZM13 208V207H12ZM17 208V207H16ZM15 208V209H16ZM19 208V209H20ZM29 208V209H30ZM36 208V207H35ZM39 208V207H37ZM36 208V209H37ZM204 208V207H203ZM215 208V207H214ZM226 208V207H225ZM233 208V207H232ZM243 208V206H242ZM249 208V207H248ZM256 208V207H255ZM28 209V211L25 212H30V210ZM38 209L39 213L40 210ZM263 209V208H262ZM34 210V209H33ZM147 210V209H146ZM244 210V208H243ZM246 210V209H245ZM1 211V209H0ZM2 211H4L2 209ZM42 211V210H41ZM234 211V209H233ZM250 211V210H249ZM252 211V210H251ZM15 212V211H14ZM23 212V211H21ZM24 212V213H25ZM35 212V211H34ZM37 212V211H36ZM207 212V211H206ZM227 212V211H226ZM232 212V211H231ZM236 211H234L235 214ZM240 212V211H239ZM238 212V213H239ZM247 212V211H246ZM255 212V211H254ZM257 212V210H256ZM20 214V212H18ZM31 213V212H30ZM39 213H35L40 215ZM43 213V212H42ZM228 213V212H227ZM26 214V213H25ZM24 214V215H25ZM251 214V213H250ZM7 215V214H6ZM27 215V214H26ZM34 215V214H33ZM236 215V214H235ZM246 215V214H245ZM253 215V214H252ZM23 216V215H21ZM28 216V215H27ZM43 216V215H42ZM41 216V217H42ZM167 216V215H166ZM170 216V215H169ZM208 216V214H207ZM223 216V215H222ZM237 216V215H236ZM247 216V215H246ZM245 216V217H246ZM20 217V216H19ZM32 217V213L30 218ZM25 218V217H24ZM29 218L26 217V219ZM32 222L34 220V222H36L35 219H37L38 222H41L42 220H40V217H32ZM43 218V217H42ZM168 218V217H167ZM204 218V217H203ZM244 218V216H243ZM253 218V217H252ZM21 219V217H20ZM40 221H39V220ZM45 219V218H43ZM231 219V218H230ZM234 219V218H233ZM236 219V218H235ZM239 219V218H238ZM207 220V219H206ZM255 220V219H254ZM12 221V220H11ZM27 221V220H26ZM44 221V220H43ZM182 221V220H181ZM204 221V220H203ZM242 221V220H241ZM249 221V219H248ZM17 222V221H16ZM37 222L38 226L39 223ZM120 222V221H119ZM253 222V221H252ZM19 223V222H18ZM23 223V218H22V222ZM19 223V225H20ZM27 223V222H26ZM25 220H24V224L26 225ZM107 223V221H106ZM181 223V222H180ZM242 223V222H241ZM247 223V222H245ZM254 223V222H253ZM32 224V223H31ZM114 224V223H113ZM121 225V223H119ZM186 224V223H185ZM233 224V223H232ZM237 224V223H236ZM251 224V223H250ZM18 225V224H16ZM25 225H20L19 227H21L24 231L25 234L19 235L18 238L21 239L22 242H24V247H22L21 250L22 252H20L22 255H20L19 258V262L21 264H45L46 262H51V256L53 255L52 252H54L56 249L60 248L59 247V243L57 244L56 241H51V240H46L47 243H45L46 241L43 239L44 243L46 244H41V245H45V251L47 250V252L50 254L45 253V256H47V259H42L43 256L38 255L43 254L45 251L43 250L44 246H40L37 244H35L36 240L38 242V239L34 238L36 235H32L34 236L33 238L35 240L30 239V241L32 240V244L38 248H41V250H43L44 252L41 253L40 249L38 252V249H33L31 250V248H34L32 244H30V241L28 239V236L26 235L27 232V228L31 225H29L28 227ZM28 225V223H27ZM36 225L33 224V226ZM67 225V224H66ZM73 225V224H72ZM116 225V223H115ZM119 225V226H120ZM123 225V224H122ZM243 225V224H242ZM247 225V224H246ZM245 225V226H246ZM37 226V227H38ZM44 226V225H43ZM68 226V225H67ZM111 226V224L109 225ZM117 226H118V222H117ZM118 226V228H119ZM237 226V225H236ZM8 227V226H7ZM18 227V226H17ZM27 227V228H26ZM42 227V226H40ZM54 227V225H53ZM64 227V226H62ZM72 227V226H71ZM107 227V226H106ZM112 227V226H111ZM110 227V228H111ZM231 227V226H230ZM244 227V225H243ZM242 227V228H243ZM247 227V226H246ZM20 228V229H21ZM43 228V227H42ZM45 228V227H44ZM115 228V226H114ZM190 228V227H187ZM229 228V227H228ZM18 229V228H17ZM19 229V231H20ZM21 229V230H22ZM36 229V228H35ZM34 229V230H35ZM87 229V228H86ZM103 229V228H102ZM117 229V228H116ZM157 229V228H156ZM244 229V228H243ZM22 230V231H23ZM30 230V229H28ZM33 230V231H34ZM70 230V229H69ZM110 230V229H109ZM236 230V229H235ZM234 230V231H235ZM36 231V230H35ZM44 231V230H43ZM66 231V230H65ZM120 231V230H119ZM118 231V232H119ZM126 231V230H125ZM129 231V230H128ZM159 231V230H158ZM29 232V231H28ZM47 232V231H46ZM45 232V233H46ZM54 232V231H52ZM72 232V231H71ZM83 232V231H82ZM236 232V231H235ZM18 233V232H17ZM16 233V234H17ZM24 233V232H22ZM30 233V232H29ZM38 233V231H37ZM36 233V234H37ZM41 232H39L40 234ZM44 233V232H43ZM44 233V234H45ZM84 233V232H83ZM88 233V232H87ZM106 233V232H105ZM104 233V234H105ZM109 233V232H108ZM117 233V232H116ZM240 233V232H239ZM31 234V233H30ZM35 234V233H34ZM86 234V233H85ZM93 234V233H92ZM129 234V233H128ZM133 234V232H132ZM237 234V233H236ZM29 235V234H27ZM30 235V236H32ZM42 235V234H41ZM52 235V234H51ZM94 235V234H93ZM92 235V236H93ZM29 236V238H31ZM47 236V235H46ZM50 236V235H49ZM53 236V235H52ZM78 236V235H77ZM84 236V234H83ZM90 235H86V239L85 237H79L80 239H76V241L74 243H76V247L79 246V248H77L75 251H73L71 248L72 246H70L73 255V258L70 259L72 257L71 253L69 252V254L71 255L69 258V254L65 252H62L65 254H67L68 256H65L64 259L69 258V260L67 262H65L66 264H84L85 262H82V258L84 257H91V262L93 263L95 260H97L98 262H96V264H99L98 259L101 258L102 259V255H98L99 253V247H101L99 244V242H101V245L104 244V240L105 238H101L100 236H98L96 240H94V238L97 236H93V240L97 243V241H99L98 245H96V243L93 242V240H91V237H89ZM115 236V235H114ZM128 236V235H127ZM132 236V235H131ZM130 236V237H131ZM138 236V235H137ZM186 236V235H185ZM51 237V236H50ZM100 237V239H99ZM103 237V236H102ZM106 237V236H105ZM116 237V236H115ZM125 237V236H124ZM129 237V236H128ZM129 237V238H130ZM140 237V236H139ZM40 238V235H39ZM53 238V237H51ZM71 238V237H70ZM108 238V237H107ZM106 238V239H107ZM118 238V237H116ZM121 238V237H120ZM132 238V237H131ZM142 238V237H141ZM199 238V237H198ZM50 239V238H49ZM61 239V238H60ZM110 239V238H109ZM137 239V238H136ZM139 239V238H138ZM40 240V239H39ZM108 240V239H107ZM111 240V239H110ZM135 240V239H134ZM35 241V242H33ZM67 241V240H66ZM79 241V243H78ZM81 241V242H80ZM112 241V240H111ZM120 241V240H119ZM122 241V240H121ZM125 241V240H124ZM131 240H129L128 242L130 243ZM61 242V241H59ZM11 243V242H10ZM14 243V242H13ZM43 243V242H42ZM62 243V242H61ZM72 243V242H71ZM107 243V242H106ZM113 243V242H112ZM123 243V242H122ZM120 243V244H122ZM141 243V242H140ZM196 243V242H195ZM226 243V242H225ZM65 244V243H63ZM110 244V242H109ZM117 243L115 242V245ZM124 244V243H123ZM128 244V243H126ZM30 245H32V247H30ZM106 245V244H104ZM102 245V246H104ZM10 246V245H9ZM64 246V245H63ZM98 246V247H97ZM112 246V245H111ZM114 246V245H113ZM118 246V245H116ZM121 246V245H120ZM123 246V245H122ZM191 246H197V245H191ZM199 246V245H198ZM11 247H13L11 245ZM69 247V246H68ZM73 247V248H76ZM127 247V246H125ZM132 247V246H130ZM16 248V247H15ZM97 248L98 251L93 252V249ZM103 248V247H102ZM101 248V250H102ZM118 248V247H117ZM116 248V249H117ZM129 248V246H128ZM141 248V247H140ZM12 249V248H11ZM19 249V248H18ZM61 249V248H60ZM58 249V251L60 250ZM67 249V248H66ZM79 249V250H78ZM109 249V248H107ZM105 249V251L107 250ZM119 249V248H118ZM143 249V248H142ZM146 249V248H145ZM193 249V248H192ZM200 249V248H199ZM10 250V249H9ZM38 252V254H35L36 251ZM70 250V251H71ZM96 250V249H94ZM100 250V251H101ZM123 250V248H122ZM126 251V249H124ZM123 250V251H124ZM130 250V248H129ZM149 250V249H148ZM147 250V252H149ZM62 251V250H61ZM64 251V250H63ZM104 251V250H103ZM104 251V252H105ZM111 251V250H110ZM113 251V250H112ZM119 251V250H118ZM124 251V252H125ZM128 251V249H127ZM126 251V252H127ZM137 251V250H136ZM135 251V252H136ZM172 251V250H171ZM9 252V251H8ZM18 252V251H17ZM35 252V253H34ZM77 252V253H76ZM107 252V251H106ZM131 252V251H128ZM139 252V251H138ZM174 252V251H173ZM75 253V254H74ZM101 253V252H100ZM111 253V252H110ZM116 257L118 254H116L117 252L114 251ZM9 254H11V252H9ZM17 254V253H16ZM106 254V253H105ZM109 254V253H108ZM124 254V253H122ZM121 254V256H122ZM134 254V253H133ZM140 254V253H139ZM142 254V253H141ZM173 254V253H172ZM120 255V254H119ZM118 255V256H119ZM128 255V254H127ZM177 255V254H176ZM13 256V255H12ZM11 256V257H12ZM18 256V254H17ZM48 256H50L51 258H48ZM101 256V257H99ZM114 256V255H113ZM119 256V257H121ZM131 256V255H130ZM137 256V255H136ZM135 256V257H136ZM140 256V255H138ZM137 256V257H138ZM148 256V255H147ZM150 256V255H149ZM203 256V255H202ZM6 257V256H5ZM11 257L9 259H11ZM96 257V259H95ZM113 258L114 260L117 258ZM126 257L123 255V258ZM134 257V256H133ZM13 258V257H12ZM54 258V257H53ZM63 258L60 256V259ZM98 258V259H97ZM104 259H106L105 257H103ZM109 258V257H108ZM122 258V257H121ZM119 259L118 263L120 264L121 262L125 261V263L123 262V264H126V260L127 261H131V258H124V259ZM149 258V257H148ZM153 258V257H152ZM173 258V257H172ZM195 258V257H194ZM203 257H201L202 259ZM205 258V256H204ZM50 261H49V260ZM85 259V258H84ZM134 259V258H133ZM138 260V258H136ZM146 259V258H145ZM197 259V257L195 258ZM12 260V259H11ZM46 260V261H45ZM48 260V261H47ZM87 260V259H86ZM89 260V259H88ZM123 260V261H122ZM63 261V259L60 260V262ZM85 261V260H84ZM106 261V260H105ZM140 261V260H139ZM147 261V260H146ZM150 261V260H149ZM170 261V260H169ZM17 262V263H19ZM55 262V261H54ZM58 261V263L56 262L55 264H64V263H60ZM64 262V261H63ZM90 262V263H91ZM108 262V261H107ZM105 262V263H107ZM116 262V261H115ZM46 263V264H49ZM87 263V262H86ZM109 263V262H108ZM198 263V262H197ZM8 264V263H7ZM53 264V263H51ZM89 264V262H88ZM103 264V262L101 263ZM113 264V260L112 263ZM143 264H146L143 263ZM148 264V262H147Z\"/></svg>",
	"mask_w": 264,
	"mask_h": 264
}]
</instances>
